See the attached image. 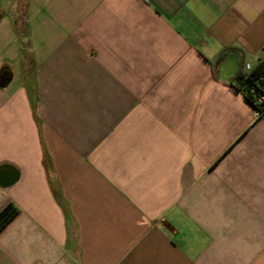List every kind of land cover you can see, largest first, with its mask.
I'll list each match as a JSON object with an SVG mask.
<instances>
[{
	"label": "crops",
	"instance_id": "0c3cea01",
	"mask_svg": "<svg viewBox=\"0 0 264 264\" xmlns=\"http://www.w3.org/2000/svg\"><path fill=\"white\" fill-rule=\"evenodd\" d=\"M259 62L264 0H0V264H264Z\"/></svg>",
	"mask_w": 264,
	"mask_h": 264
},
{
	"label": "trees",
	"instance_id": "16d2710c",
	"mask_svg": "<svg viewBox=\"0 0 264 264\" xmlns=\"http://www.w3.org/2000/svg\"><path fill=\"white\" fill-rule=\"evenodd\" d=\"M236 84L242 90L246 98L258 109L261 105L257 103V93L262 91L264 87V62H259L256 67L244 74H240L236 78ZM17 209L13 205H9L0 213V231L15 216Z\"/></svg>",
	"mask_w": 264,
	"mask_h": 264
},
{
	"label": "built area",
	"instance_id": "2783aa9c",
	"mask_svg": "<svg viewBox=\"0 0 264 264\" xmlns=\"http://www.w3.org/2000/svg\"><path fill=\"white\" fill-rule=\"evenodd\" d=\"M250 66L246 67V71H250ZM257 103L261 105V109L256 108V115H263L264 114V87L262 91L257 93Z\"/></svg>",
	"mask_w": 264,
	"mask_h": 264
},
{
	"label": "water",
	"instance_id": "95a60500",
	"mask_svg": "<svg viewBox=\"0 0 264 264\" xmlns=\"http://www.w3.org/2000/svg\"><path fill=\"white\" fill-rule=\"evenodd\" d=\"M0 176H1V174H0ZM0 184H2V183H0ZM12 184H14V183H5V186L8 187V186H10Z\"/></svg>",
	"mask_w": 264,
	"mask_h": 264
}]
</instances>
